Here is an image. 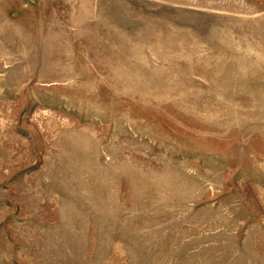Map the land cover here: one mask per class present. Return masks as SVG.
I'll return each instance as SVG.
<instances>
[{"label":"rangeland","instance_id":"1","mask_svg":"<svg viewBox=\"0 0 264 264\" xmlns=\"http://www.w3.org/2000/svg\"><path fill=\"white\" fill-rule=\"evenodd\" d=\"M0 264H264V0H0Z\"/></svg>","mask_w":264,"mask_h":264}]
</instances>
